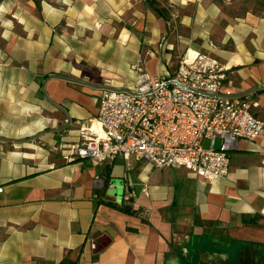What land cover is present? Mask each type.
Wrapping results in <instances>:
<instances>
[{"label": "crops", "instance_id": "0c3cea01", "mask_svg": "<svg viewBox=\"0 0 264 264\" xmlns=\"http://www.w3.org/2000/svg\"><path fill=\"white\" fill-rule=\"evenodd\" d=\"M257 1L232 15L217 0H0V264H264V132L238 139L215 181L63 157L103 90L133 87L140 60L171 76L187 48L264 119Z\"/></svg>", "mask_w": 264, "mask_h": 264}, {"label": "built area", "instance_id": "2783aa9c", "mask_svg": "<svg viewBox=\"0 0 264 264\" xmlns=\"http://www.w3.org/2000/svg\"><path fill=\"white\" fill-rule=\"evenodd\" d=\"M133 69V87L102 91L96 116L65 149L67 161L133 157L215 181L227 176L238 139L264 132V119L252 112L247 98L221 93L225 68L209 53L187 48L165 78L151 76L141 60Z\"/></svg>", "mask_w": 264, "mask_h": 264}, {"label": "rangeland", "instance_id": "374dc122", "mask_svg": "<svg viewBox=\"0 0 264 264\" xmlns=\"http://www.w3.org/2000/svg\"><path fill=\"white\" fill-rule=\"evenodd\" d=\"M224 0H222V5L225 6V11L232 15H241L247 10H257L261 7V5L257 2V0H232L229 1L228 4H225L228 2L226 0L224 3ZM219 143V138H216V144ZM203 146H208V141H203Z\"/></svg>", "mask_w": 264, "mask_h": 264}, {"label": "trees", "instance_id": "16d2710c", "mask_svg": "<svg viewBox=\"0 0 264 264\" xmlns=\"http://www.w3.org/2000/svg\"><path fill=\"white\" fill-rule=\"evenodd\" d=\"M217 1H218L219 3L222 4V0H217ZM257 2H258V1H257ZM151 5L153 6L154 3H151ZM154 9H155V11H156L159 15H161V16H164V15H165L161 9H159V8H157V7H154Z\"/></svg>", "mask_w": 264, "mask_h": 264}, {"label": "water", "instance_id": "95a60500", "mask_svg": "<svg viewBox=\"0 0 264 264\" xmlns=\"http://www.w3.org/2000/svg\"><path fill=\"white\" fill-rule=\"evenodd\" d=\"M117 195H120L119 191L117 192ZM97 250H99V249H97Z\"/></svg>", "mask_w": 264, "mask_h": 264}]
</instances>
